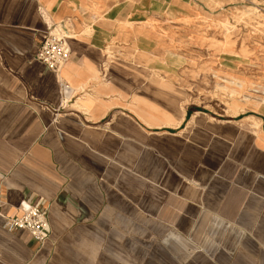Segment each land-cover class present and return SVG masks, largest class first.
Here are the masks:
<instances>
[{"label":"crops","instance_id":"crops-1","mask_svg":"<svg viewBox=\"0 0 264 264\" xmlns=\"http://www.w3.org/2000/svg\"><path fill=\"white\" fill-rule=\"evenodd\" d=\"M177 1L0 0V214L38 204L50 230L0 217V264H264V135L185 103L179 62L121 27ZM46 23L67 34L65 97L34 58Z\"/></svg>","mask_w":264,"mask_h":264},{"label":"rangeland","instance_id":"rangeland-1","mask_svg":"<svg viewBox=\"0 0 264 264\" xmlns=\"http://www.w3.org/2000/svg\"><path fill=\"white\" fill-rule=\"evenodd\" d=\"M102 1L86 0V10L99 14ZM184 1L189 10L183 17L158 16L121 27L131 33L147 32L167 56L179 62L182 69L176 75L177 84L185 103L222 119L235 118L253 139L263 137L264 0ZM226 28L230 32L227 42L222 40ZM205 38H215V48L201 45ZM227 146L226 157L240 155L236 141ZM245 154L251 155V150ZM137 264L160 263L147 260Z\"/></svg>","mask_w":264,"mask_h":264},{"label":"built area","instance_id":"built-area-1","mask_svg":"<svg viewBox=\"0 0 264 264\" xmlns=\"http://www.w3.org/2000/svg\"><path fill=\"white\" fill-rule=\"evenodd\" d=\"M45 25L46 28L34 58L56 76L63 97H65L69 88L59 79V73L70 58L67 34L61 30L60 25L47 23ZM18 211L19 215L11 218L0 214V217L4 218L3 229L9 232L27 231L31 238L38 243H42L48 238L50 230L46 209L41 205H32L22 201L18 206Z\"/></svg>","mask_w":264,"mask_h":264},{"label":"bare ground","instance_id":"bare-ground-1","mask_svg":"<svg viewBox=\"0 0 264 264\" xmlns=\"http://www.w3.org/2000/svg\"><path fill=\"white\" fill-rule=\"evenodd\" d=\"M228 1H231V0H227V2ZM223 39L222 40H224L225 42H227L228 41V39H229V36H230V32H229V28H226L225 29V31H224V33H223ZM204 41H206L207 42V45H206V47L209 49V48H211V47H213V48H215L214 46H216L217 45V43H216V39L215 38H207V39H205ZM219 45H221V43L219 44ZM218 45V46H219ZM224 45V44H223ZM217 46V47H218ZM212 50V49H211ZM216 50V49H215ZM220 50V49H219ZM216 52H218L217 50H216ZM216 52H214V53H216ZM22 202V201H21ZM20 202V203H21Z\"/></svg>","mask_w":264,"mask_h":264}]
</instances>
